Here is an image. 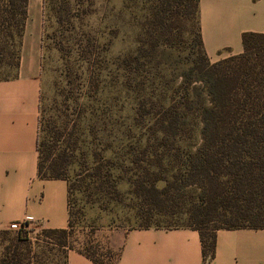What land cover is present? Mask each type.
Wrapping results in <instances>:
<instances>
[{
	"label": "trees",
	"instance_id": "1",
	"mask_svg": "<svg viewBox=\"0 0 264 264\" xmlns=\"http://www.w3.org/2000/svg\"><path fill=\"white\" fill-rule=\"evenodd\" d=\"M146 1L141 43L119 61L128 72L127 88L134 86L131 74L146 59L186 41V32L193 35L197 49L161 97L154 92L139 96V120L150 125L145 144L132 160L138 165L130 179L138 198L134 208L142 228L199 230L203 264H208L215 255L219 229L264 228V32H245L242 53L212 62L203 44L200 0ZM28 3L0 0V69L20 66ZM67 71L64 123L55 129L43 114L41 98L38 139L39 177L68 181V227L43 229L46 237L66 248L65 264L68 250L74 249L69 239L74 221L68 178L73 161L64 136L70 127L71 103L80 100L78 70L68 67ZM197 125L201 126L198 138ZM77 143L72 141L71 150ZM113 179V171L107 172V189L119 194ZM78 251L101 264H114L119 254L107 262L88 250ZM31 252V246L23 250L19 244L7 243L0 246V264H33Z\"/></svg>",
	"mask_w": 264,
	"mask_h": 264
},
{
	"label": "rangeland",
	"instance_id": "2",
	"mask_svg": "<svg viewBox=\"0 0 264 264\" xmlns=\"http://www.w3.org/2000/svg\"><path fill=\"white\" fill-rule=\"evenodd\" d=\"M44 41L41 68L43 114L55 129L67 111L65 87L68 67L78 70L77 103H71V121L64 138L72 148L69 168L74 227L70 243L107 262L117 253L109 247L114 229L142 227L134 205L131 176L138 169L132 160L148 136L150 122H140L139 96L167 92L179 79L186 62L196 55L193 35L161 50L136 70L133 87L127 88L128 72L120 57L137 51L147 13L146 0H43ZM64 22L61 24L60 19ZM61 45L64 49L61 50ZM18 68L0 69V79L15 76ZM174 79H176L174 81ZM78 88V87H77ZM74 96V94L72 95ZM201 126H196L200 136ZM45 135V132H42ZM66 142V143H67ZM146 162H143V165ZM102 171V177L98 174ZM113 171L119 194L107 189V172ZM44 227L21 223L0 229V246L14 242L24 250L31 246L33 264H65L66 248L46 237Z\"/></svg>",
	"mask_w": 264,
	"mask_h": 264
},
{
	"label": "crops",
	"instance_id": "3",
	"mask_svg": "<svg viewBox=\"0 0 264 264\" xmlns=\"http://www.w3.org/2000/svg\"><path fill=\"white\" fill-rule=\"evenodd\" d=\"M204 49L212 62L243 52L245 32H264V0H200ZM43 0H29L20 66L0 79V229L26 220L44 228H67L69 189L65 179L38 175ZM108 245L114 264H203L199 230L114 229ZM67 264H101L70 250ZM208 264H264V228L219 229Z\"/></svg>",
	"mask_w": 264,
	"mask_h": 264
},
{
	"label": "built area",
	"instance_id": "4",
	"mask_svg": "<svg viewBox=\"0 0 264 264\" xmlns=\"http://www.w3.org/2000/svg\"><path fill=\"white\" fill-rule=\"evenodd\" d=\"M29 222H30L29 220L24 221V223H26V224L29 223Z\"/></svg>",
	"mask_w": 264,
	"mask_h": 264
}]
</instances>
